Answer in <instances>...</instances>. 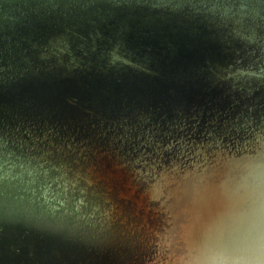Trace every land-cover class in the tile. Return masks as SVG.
Returning a JSON list of instances; mask_svg holds the SVG:
<instances>
[{
	"label": "water",
	"instance_id": "95a60500",
	"mask_svg": "<svg viewBox=\"0 0 264 264\" xmlns=\"http://www.w3.org/2000/svg\"><path fill=\"white\" fill-rule=\"evenodd\" d=\"M0 264H264V0H0Z\"/></svg>",
	"mask_w": 264,
	"mask_h": 264
}]
</instances>
